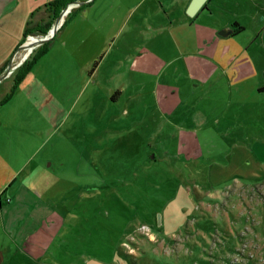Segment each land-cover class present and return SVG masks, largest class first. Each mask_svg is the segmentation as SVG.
Masks as SVG:
<instances>
[{
	"label": "rangeland",
	"instance_id": "rangeland-1",
	"mask_svg": "<svg viewBox=\"0 0 264 264\" xmlns=\"http://www.w3.org/2000/svg\"><path fill=\"white\" fill-rule=\"evenodd\" d=\"M249 22L252 42L229 61L236 67L211 81L186 60L174 73L181 56L170 60L151 43L176 98L158 101L157 72L129 83L120 68L111 84L99 74L101 89L82 88L60 123L34 121L38 147L20 155L25 168L10 165L0 192L27 172L36 200L26 205L50 213L38 219L47 228L22 240L2 229L0 264H264V34L255 37ZM255 25L263 31L264 19ZM28 34L22 41L44 36ZM18 122L27 134L30 123Z\"/></svg>",
	"mask_w": 264,
	"mask_h": 264
},
{
	"label": "crops",
	"instance_id": "crops-1",
	"mask_svg": "<svg viewBox=\"0 0 264 264\" xmlns=\"http://www.w3.org/2000/svg\"><path fill=\"white\" fill-rule=\"evenodd\" d=\"M48 1L0 0V70L21 42L27 20L32 23L47 19L44 5ZM189 1L89 0L72 6L48 39L46 50L3 99L15 68L39 44L17 51L20 52L17 63L23 59L13 67L11 65L9 72L0 79V187L14 174L9 173L10 165L14 170L25 168L16 165L20 155L31 154L37 149L36 139L40 138L41 130L39 127L33 129L34 121L44 119L60 123L78 103L82 88L90 82L98 83L102 88L99 74L106 75V82L111 84L113 75L120 68L123 79L129 83H135L136 76L141 77V74L157 72L161 80H157L155 89L163 92L158 101L176 98L177 94L172 93L180 88L169 86L165 81L163 73L167 71L157 55L150 51L152 42H159V47L166 53L169 51L170 60L176 61L181 56L174 73L178 66H185L186 60L190 62L186 70L195 65L196 70L211 75H208L211 81L215 73L222 75L229 69L233 71L236 65H229V61L239 56L241 44L246 50L248 41L252 42L251 31L245 35L248 20L255 37L264 34V30H260L261 25H255L264 19L259 13V9L264 7L262 0H204L192 16L185 12ZM154 26L158 27L156 32ZM229 28L232 29L229 33H219ZM137 36L142 37V42L135 46ZM22 120L30 123L27 134L18 125ZM27 146L29 150L26 152ZM36 170L40 186L43 182L39 166L32 165L28 172ZM19 177L26 181L14 183V180H19L14 178L7 184L8 188L0 192L7 196L4 202H0V233L2 229L5 233L8 230L13 240V234H19L20 240L25 238L35 226L43 223L38 219L50 214L26 205H32L36 200V195L29 190L34 182L27 172ZM25 215L28 219L22 224L24 229L20 230L17 221ZM42 226L47 228L44 224ZM54 229L55 226L51 225L48 231ZM30 241L38 242V239L32 237ZM29 244L39 247L40 243Z\"/></svg>",
	"mask_w": 264,
	"mask_h": 264
},
{
	"label": "trees",
	"instance_id": "trees-1",
	"mask_svg": "<svg viewBox=\"0 0 264 264\" xmlns=\"http://www.w3.org/2000/svg\"><path fill=\"white\" fill-rule=\"evenodd\" d=\"M73 1V0H49L45 5H44V10L46 11V17L47 19L40 20V21H35V22H27L24 25L23 32H22V39L23 37L28 33L31 34H38V33H43L46 31L48 28L50 21L52 18L56 15L58 10L65 5L67 2ZM49 33V30L46 34ZM44 34V35H46ZM43 35V34H41ZM21 39V41H22ZM47 41H44L40 43L36 49L32 50L25 59H23L22 62L15 68L14 72L11 75V85L9 87L8 93H6L3 96V99L7 97L13 86L21 80V78L28 72L30 66L33 64V62L37 59L38 56H40L45 50L47 46ZM258 91H264V85L258 86L257 87Z\"/></svg>",
	"mask_w": 264,
	"mask_h": 264
},
{
	"label": "water",
	"instance_id": "water-1",
	"mask_svg": "<svg viewBox=\"0 0 264 264\" xmlns=\"http://www.w3.org/2000/svg\"><path fill=\"white\" fill-rule=\"evenodd\" d=\"M89 0H73V1H69L67 2L65 5H63L59 10L58 12L56 13V15L52 18L48 28L46 29L45 32L43 33H38V34H46L48 32V30H50V34L47 35V36H44V37H38L35 41V44L38 45L48 39H50V37L52 36V34L54 33L56 27L58 26V19L60 18L61 14L63 13V11L65 10L66 12L72 7V6H75V5H81V4H84V3H87ZM204 0H190L186 9H185V12L189 15V16H192L194 14V12L201 6V4L203 3ZM232 29H223V30H220L219 33L221 34H226V33H229ZM26 38V36L24 37V39ZM25 46V43H24V40L21 41L15 51H13V53L8 57L4 67L0 70V79L3 78L10 70V67H11V64H12V61H13V55L14 53L23 48ZM19 63V62H18ZM17 63V64H18ZM16 64V65H17ZM0 258H1V251H0Z\"/></svg>",
	"mask_w": 264,
	"mask_h": 264
},
{
	"label": "bare ground",
	"instance_id": "bare-ground-1",
	"mask_svg": "<svg viewBox=\"0 0 264 264\" xmlns=\"http://www.w3.org/2000/svg\"><path fill=\"white\" fill-rule=\"evenodd\" d=\"M65 13H66V11L64 10L63 13L61 14L60 18L58 19V22H57V23H59V22L61 21V19L65 16ZM49 32H51V31L49 30ZM49 34H50V33H49ZM49 34H48V35H49ZM44 36H47V34L44 35ZM44 36H43V37H44ZM38 37H40V36H38ZM38 37H37V36L28 37L27 40L24 41L25 45H27V44H31V45L33 46V45L35 44V41H36V39H37ZM23 48H24V47H23ZM22 50H23V49H22ZM22 50L19 49L18 51L21 52ZM20 52H19V53L17 52L18 54L15 53L16 55L14 54V57H17V58H15L14 63L11 64L12 67L17 63V60H16V59H18V60L20 59Z\"/></svg>",
	"mask_w": 264,
	"mask_h": 264
},
{
	"label": "built area",
	"instance_id": "built-area-1",
	"mask_svg": "<svg viewBox=\"0 0 264 264\" xmlns=\"http://www.w3.org/2000/svg\"><path fill=\"white\" fill-rule=\"evenodd\" d=\"M27 36V35H26ZM15 54V53H14ZM20 62V61H19ZM17 64V63H16ZM15 64V65H16ZM14 65V66H15ZM139 229L141 230V231H144V232H147L148 231V226L146 225V224H141L140 226H139Z\"/></svg>",
	"mask_w": 264,
	"mask_h": 264
}]
</instances>
